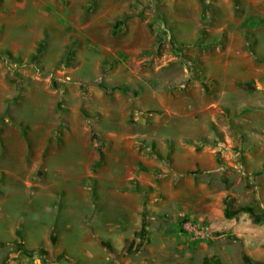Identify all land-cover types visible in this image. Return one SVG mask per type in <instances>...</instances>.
I'll list each match as a JSON object with an SVG mask.
<instances>
[{
	"label": "crops",
	"instance_id": "obj_1",
	"mask_svg": "<svg viewBox=\"0 0 264 264\" xmlns=\"http://www.w3.org/2000/svg\"><path fill=\"white\" fill-rule=\"evenodd\" d=\"M141 1L0 0V249L13 246L19 264H264V177L218 192L209 185L218 149L194 141L178 150L176 137L159 130L139 136L161 141L158 153L168 159L140 156L125 95L132 88L137 107L165 105L155 83L170 82L163 70L142 78L127 61L152 54L150 20L142 19L149 6L178 21L177 43L202 46L195 47L209 72L223 64V85L264 75L256 52L264 44V0ZM221 34L226 49L210 54L208 42ZM186 77L176 82L193 80ZM164 117L157 121L171 131ZM203 135L214 134L180 139ZM96 150L104 157L94 169ZM154 168L170 177L168 191L160 190L165 205L151 212L167 216L161 228L147 222L153 203L135 189L154 185ZM228 196L241 208L230 218ZM177 215L193 223L182 226ZM40 226L43 239H31Z\"/></svg>",
	"mask_w": 264,
	"mask_h": 264
},
{
	"label": "rangeland",
	"instance_id": "obj_2",
	"mask_svg": "<svg viewBox=\"0 0 264 264\" xmlns=\"http://www.w3.org/2000/svg\"><path fill=\"white\" fill-rule=\"evenodd\" d=\"M141 2L143 4L150 3L149 0H142ZM141 2H139L140 5ZM170 2L173 3L172 1ZM146 8L139 13L145 15L147 12L145 11ZM149 8L146 13L148 17L144 16L142 19L150 20V32L153 33L154 38L152 54L137 55L127 61L130 67L137 71L138 77L144 78L145 75L143 74L150 70L159 74V69H162L163 75L169 78L170 82L165 86L158 81L155 82L157 85L159 84L158 89H161L165 103L160 109L151 110L146 109L145 106L137 107L133 100L134 95H130L131 87L125 94L130 101L128 124L133 129L132 132L138 134V137H133L132 139V144L137 149V153L144 157L153 156L157 162L168 159L167 155L158 153V148L162 146L161 141H150L139 136V134L147 133L150 137H153L155 135L154 131L159 130L157 132L159 137L164 134L176 137V149L179 147V142L184 145H192L194 141L195 145H211L213 148L218 149L216 154L219 172H217L216 179L209 178L211 180L209 185L218 192L238 184L247 186L252 183L257 184L258 179L264 177V75L250 81L241 80L239 84L234 83V86L232 83L223 85L222 77H228L222 75L224 72L223 64L218 63L214 70L209 72L207 57H201L198 52V50H202V46L195 44L198 47L197 50L191 44L177 43L175 35L173 36L172 34L178 31V21L176 19L171 20L170 15L167 14L163 22L164 19L159 14V11H156L155 8L151 9L150 6ZM173 16H176L175 12ZM207 45L213 46L210 54L217 49L223 52L226 49L225 36L221 34L215 42L209 41ZM257 49V56L264 57V44L260 43ZM222 62L223 60L220 63ZM11 63L14 66L15 62ZM12 68L14 69V67ZM183 75L193 79L189 80L191 88L188 89L189 86L185 85L189 82H176ZM100 76V74H91L88 77L91 80H96ZM58 77L64 78L66 75L59 73ZM100 85L107 92L108 87L103 82ZM138 86H140V83H138ZM133 88L135 90L137 87L134 86ZM168 109L175 112H169ZM161 115L166 116L163 121L171 122L170 126L174 129L170 131L161 127L162 122L158 123L157 121ZM206 130L213 131V137L209 138L203 135L199 139L191 140V142H188L190 141L188 139H185L186 141L180 139ZM249 136H252V139ZM95 139L96 135H93L92 142ZM179 139L181 141H178ZM99 142L98 140L97 144L100 146L101 143ZM103 142V147L108 144L107 140ZM166 143L168 145V142ZM96 153L102 154L104 157L103 150H96ZM129 157L131 158L129 155L126 156L127 159ZM152 172L154 185L144 186L145 191L142 194L146 197L147 202L151 201L153 203L146 206L147 210H149L146 213L148 214L147 222L151 223L150 225L161 228L164 225L162 221L167 216L163 215L164 213L151 212L161 210L165 205V202L162 201L160 190L168 191V180L170 177L166 176L162 169L154 168ZM208 177L210 175L207 174L203 178L206 179ZM163 178H166L164 182H162ZM147 188H151V190H147ZM248 195L249 197L253 196L250 193ZM23 200L28 204L30 195L25 194ZM51 205V208L55 207V204ZM14 215L21 216L19 212ZM75 219L70 221H75ZM176 221L182 226L193 223L188 215L180 217L177 215ZM42 227H39L35 235L30 236L31 239H43L45 232ZM11 247L13 248L11 245H5L0 249V264H19L17 262L18 257H11V254L16 252L15 249L12 251ZM216 261H213V263H220L218 260Z\"/></svg>",
	"mask_w": 264,
	"mask_h": 264
},
{
	"label": "trees",
	"instance_id": "obj_3",
	"mask_svg": "<svg viewBox=\"0 0 264 264\" xmlns=\"http://www.w3.org/2000/svg\"><path fill=\"white\" fill-rule=\"evenodd\" d=\"M252 53L256 56L255 52L252 51ZM257 57V56H256ZM257 61H263L261 60L260 58H256ZM103 163V155L101 154L100 155V159L96 162L95 166H94V169L98 168L99 166H101ZM135 189L140 192V193H144V188L141 187L139 184H136L135 186ZM147 190H151V188H147ZM226 206H227V217H233L234 215H236L237 213L241 212V208L237 207L235 205V201L230 197L228 196L227 197V202H226ZM245 264H250V262H246L245 261Z\"/></svg>",
	"mask_w": 264,
	"mask_h": 264
},
{
	"label": "built area",
	"instance_id": "obj_4",
	"mask_svg": "<svg viewBox=\"0 0 264 264\" xmlns=\"http://www.w3.org/2000/svg\"><path fill=\"white\" fill-rule=\"evenodd\" d=\"M102 145H104V142L102 143ZM189 225V224H188ZM189 228H190V226H189ZM201 231H203L204 233V236H206V237H209V235H208V230L204 227L203 228V230H201Z\"/></svg>",
	"mask_w": 264,
	"mask_h": 264
}]
</instances>
